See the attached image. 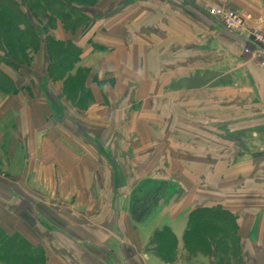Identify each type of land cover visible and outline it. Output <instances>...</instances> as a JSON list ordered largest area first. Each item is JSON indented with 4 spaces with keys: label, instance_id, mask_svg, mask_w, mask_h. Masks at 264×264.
I'll use <instances>...</instances> for the list:
<instances>
[{
    "label": "crops",
    "instance_id": "crops-1",
    "mask_svg": "<svg viewBox=\"0 0 264 264\" xmlns=\"http://www.w3.org/2000/svg\"><path fill=\"white\" fill-rule=\"evenodd\" d=\"M105 1L101 7L110 10L100 9L101 15L91 19L86 31L83 32L81 27L77 30V38H72L71 31L63 33L68 35L66 41L80 49L76 66H82L88 55L100 56L97 59L101 61L98 76L95 79L86 77L85 80V85L94 95L91 107L96 113L98 105L107 103L110 109L104 108L110 110L111 125L126 123V132L118 127L111 130L115 136L133 134L147 139L158 133L148 126L150 118L144 117V121L136 118L135 109H147L149 114H153L152 120H168L177 114L181 118L183 104L195 102L192 100L198 96L206 99L200 101L198 98L194 104L214 103L222 99L220 102L226 103V117L221 119L219 128L215 130L216 134L226 136V208L223 206L221 210L226 209V221L234 219L236 222L218 229L226 231V236L199 234L191 239L188 232L196 229L189 224L188 211L182 212V209L172 213L174 206L184 200L187 190L176 179L179 176L176 170L174 176H167V171H162L171 164L169 152L165 149L167 145L161 140L157 151H163L164 162L149 158L150 161L138 164L144 161L143 152L142 155H131L130 151L124 150L126 152L123 151L125 154L120 159L111 150L110 162L104 160L103 167L116 194L118 181L114 168L135 169L137 166L149 167V174L144 177L161 185H171L170 193L159 190L155 196L159 202L150 212L147 222L127 225L123 231L118 225L110 228V232L126 233L121 243L114 233L116 241H110L104 251L97 250L98 245L77 240L74 247L79 251L78 255L51 257L44 251L42 264H264V52H243L249 31L256 27L264 30V0ZM217 3L241 12L244 27L239 31L222 27L208 13V7ZM107 72L114 81L113 86L107 85L108 77H104ZM34 88L32 97L22 92L5 93L0 97V136L1 143L6 142L5 149L0 147V152L5 166L22 172L28 162L26 153L31 152L32 181L64 184L79 181L78 184L84 185L85 179H75L70 169L68 174L61 173L62 161L56 160V166L54 163L49 165L39 155L44 142L41 135L49 138L56 129L48 126L51 119L45 121L50 105L43 99V91ZM120 102L127 104L126 107L119 109ZM7 104L9 109L6 110ZM171 105L175 111L167 112ZM95 113L93 118L101 120V112ZM160 130L164 134V130ZM44 145L47 149L51 146L50 143ZM45 147H42L43 151ZM60 150L74 151L70 145L64 144L58 147V152ZM99 154L103 158L102 153ZM68 159L71 161L69 168L78 166L76 158ZM85 159H82L87 162L85 167H95L96 163ZM155 167L161 172L155 174ZM128 174L127 183H132L133 178L139 176L134 171ZM113 183L116 184L114 188ZM81 189L86 194L87 186ZM195 196L196 192H192L190 200L198 199ZM161 219L162 222H154ZM158 230H165L172 237L165 256L156 253L151 239ZM132 237L137 243L132 242ZM26 240L33 248H44L39 243ZM138 242L144 251L134 257V252H130L128 247L136 249ZM126 243L127 246L122 248L120 244ZM124 247H127L126 254Z\"/></svg>",
    "mask_w": 264,
    "mask_h": 264
},
{
    "label": "rangeland",
    "instance_id": "rangeland-1",
    "mask_svg": "<svg viewBox=\"0 0 264 264\" xmlns=\"http://www.w3.org/2000/svg\"><path fill=\"white\" fill-rule=\"evenodd\" d=\"M103 1L106 2L0 0V97L12 92H22L25 96L32 97V87H35L34 90L38 87L36 90L43 91L42 97L50 105L48 116L45 112V121L51 119L48 126L55 128L56 132L51 131L49 138L41 135L44 142L39 155L41 154L43 161H48L49 165L54 163L56 166V160L62 161L63 168H59L61 173L68 174L70 169L75 179H85L84 185L88 189L85 194L81 189L84 185L78 184L79 181L74 184L32 181L29 164L31 152L26 153L28 162L20 173L15 167L5 166L0 152V264H42L44 251L48 256L51 254V257L75 256L79 253L74 247L77 240L93 246L98 245L96 249L104 251V248L107 249L111 244L110 241H116L113 233L119 236L118 241L121 243L122 239L126 238V233L110 232V228L118 225L123 231L127 225L147 222L150 212L159 202L155 196L159 190L170 193L171 185H161L153 182L152 178L144 177L146 173L149 174V167H120L118 170L114 168L118 181L116 194V190L111 188L109 174L103 167L104 160L110 162L111 150L120 159L126 152L124 150H128L131 155L143 152L144 161L138 164L148 161L149 158L164 162L161 155L163 151L157 152L161 140L167 145L165 149L169 152L171 163L162 171H167V176H174L173 172L176 170L179 175L176 179L187 190L184 200L174 206L172 213L183 209L182 212L188 211L189 218L191 211L209 209L201 211L203 217L195 219L196 230L188 232L191 239L199 234L226 236V231L218 229L236 222L234 219L226 221V209L225 212L221 210L223 206L226 208V136L216 134L215 130L219 128L221 119L226 117V103L220 102L222 99L214 103L208 101L194 104L198 98L200 101L206 99L205 96H198L192 100L195 102L183 104L181 118L177 114L168 120H152L153 114H149L147 109H135L136 118L143 121L144 117L150 118L148 126L155 128L158 133L147 139L133 134L115 136L111 132L113 128L118 127L124 131L127 126L126 123L122 125L120 122L118 126L111 125L110 110L104 108L110 109L109 104L103 102L96 108L97 112H94L95 109L91 107L94 95L85 85V80L86 77L95 79L96 75L98 76L97 69L101 66V61L97 59L100 56L88 55L82 66H76L80 49L70 44L71 41H66L68 35L63 33L71 31L72 38H77V30L80 27L83 32L86 31L91 19L101 15V10H110L101 7ZM17 5L20 6V9L17 8L20 11L16 9ZM213 7L223 12L232 10L218 3L210 5L208 10ZM20 14L27 18L23 19ZM258 29L264 32L263 29ZM108 75L109 72L104 74V77ZM106 80L107 85H114L110 77ZM105 97L103 94L104 100ZM126 105L120 102L118 108H124ZM6 106V110L9 109L8 104ZM101 106L103 111L100 110ZM168 111L174 112L175 107L171 105ZM99 112L102 119H94V113ZM160 128L164 130L165 135ZM13 142L14 139L11 140L12 146ZM45 143H50L51 146L47 149ZM61 144L70 145L74 151L58 152ZM0 147H6L5 141L1 143V136ZM42 147H45V151ZM11 154L13 155L12 152ZM85 155L86 159H89L88 162L96 163L95 167H85L87 162L82 161ZM68 157L76 158V168H69L71 161ZM153 170L155 174L161 172L157 167ZM132 171L139 176L133 178L132 183H127V175ZM115 185L113 183V188ZM192 192H196L195 197L198 199L190 200ZM162 221L163 219L154 222ZM201 229L203 231L199 232ZM164 237L170 238L171 235L158 234L151 239L156 245L158 241H163ZM26 239L34 244L39 243L44 248H33ZM131 240L137 243L133 237ZM138 243L136 249L133 246L128 247L130 252H134V257L144 251L140 249L141 242ZM120 245L123 248L127 243ZM124 251L126 254L127 247H124Z\"/></svg>",
    "mask_w": 264,
    "mask_h": 264
},
{
    "label": "built area",
    "instance_id": "built-area-1",
    "mask_svg": "<svg viewBox=\"0 0 264 264\" xmlns=\"http://www.w3.org/2000/svg\"><path fill=\"white\" fill-rule=\"evenodd\" d=\"M208 13L215 17L225 29L239 31L244 27V15L239 11L226 10L223 12L221 9L213 7L208 10ZM255 51L264 52V32L258 28L249 31L247 43L243 47L244 53Z\"/></svg>",
    "mask_w": 264,
    "mask_h": 264
},
{
    "label": "trees",
    "instance_id": "trees-1",
    "mask_svg": "<svg viewBox=\"0 0 264 264\" xmlns=\"http://www.w3.org/2000/svg\"><path fill=\"white\" fill-rule=\"evenodd\" d=\"M19 8L20 9V6L17 5L16 9ZM13 9V7H12ZM17 9V10H19ZM20 11V10H19ZM22 16V18L24 19L26 16H24V14H20ZM27 18V17H26ZM72 44V43H70ZM73 45V44H72ZM74 59V58H73ZM72 59V61H73ZM209 209H200L198 211H194L190 213L189 215V218H188V221H189V224L190 225H194V221L195 219H199L201 217H203V215H201V211H207ZM210 212V211H209ZM196 219V220H197ZM195 226V225H194ZM168 232H166L165 230H158L154 233L155 236H158V234L160 235H166ZM204 235V234H203ZM159 242V241H158ZM155 245V250L157 251L158 254H161L163 256H165L166 252H168V250L170 249V246H171V243H172V239L171 237L168 238V237H164L163 241L159 242Z\"/></svg>",
    "mask_w": 264,
    "mask_h": 264
}]
</instances>
